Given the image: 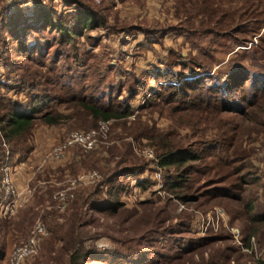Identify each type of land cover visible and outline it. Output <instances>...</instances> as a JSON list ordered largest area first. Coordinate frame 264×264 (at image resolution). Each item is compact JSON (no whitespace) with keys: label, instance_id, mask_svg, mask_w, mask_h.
Here are the masks:
<instances>
[{"label":"rangeland","instance_id":"1","mask_svg":"<svg viewBox=\"0 0 264 264\" xmlns=\"http://www.w3.org/2000/svg\"><path fill=\"white\" fill-rule=\"evenodd\" d=\"M35 1L0 0V115L14 107L35 117L13 141L0 126V151L14 154L24 200L0 216V264L38 221L47 234L23 264H69L75 237L106 256L85 264L264 263V225L250 236L247 214L251 199L250 214L264 213V0H39L70 28L82 6L101 18L71 40L35 17ZM201 89L216 95L219 112L183 108ZM80 102L131 115L95 120ZM45 113L58 122L43 123ZM73 131L92 132V148L75 145L46 160ZM151 131L156 141L173 133L196 150L229 137L235 158L162 167ZM181 170L191 188L170 192L166 180ZM93 171L98 180L80 181ZM82 189L96 203L116 193V212L76 200Z\"/></svg>","mask_w":264,"mask_h":264},{"label":"trees","instance_id":"2","mask_svg":"<svg viewBox=\"0 0 264 264\" xmlns=\"http://www.w3.org/2000/svg\"><path fill=\"white\" fill-rule=\"evenodd\" d=\"M34 3H37V15H35L36 13H34L35 17L43 19L44 23L47 26L52 25L54 26V28H57L62 37L66 38L67 40H71L75 36L81 35L82 30L85 28L99 26V21L101 20V18L97 17L95 13L91 12V10H89L87 7L85 8L82 6V8L80 7V9H78V11H75V13L72 15V28H70V25H66L65 22L56 19L57 17L54 19L52 11H50L49 9L41 8L42 5L40 4L39 0H36ZM241 78H243V75L240 77V79ZM188 88H191L194 91L197 90V87H193V85L191 84L188 85ZM183 94L186 96L187 93L183 92ZM162 101L164 103H168L169 100L162 98ZM211 101H213V103ZM214 101L219 102L215 94H212L209 91L204 92L203 89H201V91H198L193 96V98L189 97L188 99H186V101H183L187 103V105L183 108H195L197 110L208 111L209 113L213 114V112L220 111L218 110L219 106H215ZM80 104L89 111L92 118L95 120L109 121L111 119L126 118L131 115V111L128 107L123 109H102L101 107L95 106L93 104H87L86 102H80ZM221 107L223 110H228L224 102H222ZM4 108V113L0 115V126L3 134L2 137L8 141H13L20 138L32 127V125L34 124L33 119L35 117L31 112L17 110L14 107L11 109H6V107ZM40 120L45 124H55L58 122L59 117L49 116L48 113H45L40 116ZM171 135L175 136L173 133H169L168 137L165 138L164 135L161 139L159 138L160 141L155 140L157 139V134L153 131H151V134L148 135L150 139L155 140V144L158 145L161 150L160 153L157 154V159L159 165L162 167L176 166L177 170H179V168L184 166L187 162L204 160V158L206 157H213L215 159L214 164L216 165L224 164L227 166L231 162L227 160H233L235 158V153L231 150L232 144L229 137L223 139L221 143L216 142L213 144L208 141H202V146L199 147L198 150H196L187 148L184 144L177 141L176 137H172ZM13 155V152H10V155L6 156L3 150L0 151V166L2 163L13 164L15 161ZM16 161H18V159ZM188 174L189 173L187 171L181 170L180 173H178L175 177H168V179L166 180L167 189L170 192H176L178 190L186 191L187 189H190L191 186H189ZM253 180L254 179L250 181L246 180L244 183L248 185L249 183L253 182ZM100 183L101 182L96 185L95 190H97L99 185H101ZM108 183H110L109 180ZM137 184L143 189L147 187L146 181H138ZM110 189L113 190V187L111 186ZM115 189H117L118 192V187H115ZM83 190L85 189L80 190L81 192L79 191L75 193L76 200H83V202L85 203H88L89 200H91V203H89L90 208H98L99 210H109L112 212H116V207L118 204L116 193H114L109 199H102L101 202L96 203L95 201H93V193H90V195L87 194L88 196L85 197V191L82 192ZM181 200L186 201L187 195H183ZM252 210L253 199L249 200L247 203V214L249 216L250 223V236L256 232V230L253 228V225L258 223H263L264 225V213L250 214ZM73 240L74 241L72 242V252L70 254L69 264H85V261L89 256H95V260H99L103 263V259H105L106 257L104 254L92 252L87 249L85 250L82 239L78 237H75V239ZM150 264L156 263L151 262ZM259 264L264 263L260 261Z\"/></svg>","mask_w":264,"mask_h":264},{"label":"built area","instance_id":"3","mask_svg":"<svg viewBox=\"0 0 264 264\" xmlns=\"http://www.w3.org/2000/svg\"><path fill=\"white\" fill-rule=\"evenodd\" d=\"M94 144L93 133L88 132L84 133L83 131H73L69 133L59 145H56L52 148V151L49 152L45 159H59L65 156L66 150L75 145H82L86 150L91 149ZM3 145L6 146V143L3 142ZM149 157H154L153 149L146 148L145 155ZM9 153H6L8 156ZM14 167L9 163H2L0 166L1 180H0V216H9L12 215L19 207L22 206L24 200L21 197V192L17 188L14 175ZM157 175V174H156ZM159 176V175H158ZM100 175L97 172L89 173L86 176H81L80 181L85 182H94L98 180ZM159 180L158 177H156ZM58 195V194H57ZM60 198H64V194L61 192ZM233 237L237 242L240 243L241 232L237 229H231ZM47 231L41 221L36 222L31 233L27 239L17 245L11 252L7 264H23L29 257L36 254L40 247V243L44 236H46Z\"/></svg>","mask_w":264,"mask_h":264},{"label":"crops","instance_id":"4","mask_svg":"<svg viewBox=\"0 0 264 264\" xmlns=\"http://www.w3.org/2000/svg\"><path fill=\"white\" fill-rule=\"evenodd\" d=\"M31 154H33V156H34V158H35V154H36V152H34V150H33V152L31 153ZM38 155H40V151L39 152H37V155H36V158L38 157ZM30 157L28 158V162H30ZM28 163H24L23 164V166H26ZM22 166V167H23ZM23 180H24V178H23V175H20V177L18 178V183L20 182V185L22 184V182H23ZM23 185V184H22Z\"/></svg>","mask_w":264,"mask_h":264}]
</instances>
